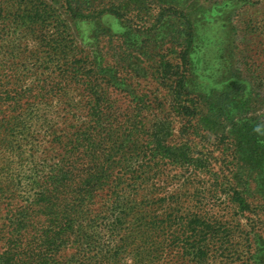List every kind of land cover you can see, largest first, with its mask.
<instances>
[{"label": "rangeland", "instance_id": "obj_1", "mask_svg": "<svg viewBox=\"0 0 264 264\" xmlns=\"http://www.w3.org/2000/svg\"><path fill=\"white\" fill-rule=\"evenodd\" d=\"M154 1L113 0L120 16L90 19L58 9V34L39 0H0V228L15 206L13 224L26 226L32 196L68 170L66 152L91 168L127 127L117 197L99 192L75 236L58 235L68 249L54 264H264V0ZM156 6L188 25L169 13L151 27ZM221 95L230 117L260 130L239 154L229 126L201 121ZM94 119L102 149L90 161L74 139Z\"/></svg>", "mask_w": 264, "mask_h": 264}, {"label": "trees", "instance_id": "obj_2", "mask_svg": "<svg viewBox=\"0 0 264 264\" xmlns=\"http://www.w3.org/2000/svg\"><path fill=\"white\" fill-rule=\"evenodd\" d=\"M42 4L38 6L39 15L46 16L48 12L53 11L55 14V31L58 34H62L65 31L64 23L61 21V16L58 13V9L62 10L63 14H72L78 19H90L96 16H101L105 13H111L115 16H120L121 6L110 1L109 7L107 8L104 3V7H95L90 4V0H39ZM49 1V3H48ZM103 2V0H100ZM129 5H135V2L139 0H128ZM154 1V0H150ZM155 2V1H154ZM86 4V5H84ZM154 4V3H151ZM84 5V6H83ZM151 6V5H150ZM142 8V7H141ZM155 11L154 15H149L152 19L150 26H156L158 22L166 14H178V17L188 25L189 21L180 14L179 11L171 7H160ZM176 13V14H175ZM177 16V15H176ZM148 28V27H147ZM179 36L183 34V31L179 32ZM189 41V37H187ZM190 42V41H189ZM188 43V42H187ZM185 44L186 47L190 46ZM185 47V48H186ZM187 49L184 53L186 54ZM184 54V55H185ZM186 57L184 56L183 59ZM184 61V60H183ZM182 81H179L180 86ZM210 95H208L209 97ZM230 96L228 99L229 100ZM219 105L218 115H213L204 121L206 124L212 122L214 125L228 128L229 133H234L233 140L235 147L241 149L243 145V139L247 137L249 140L254 138L257 139V135L260 134L259 129H253L256 126L250 125L247 121H243L240 115H230V108L235 107L234 103H223V95L215 101V106ZM212 120V121H210ZM93 124L90 126L92 130L89 132L79 133L75 136L74 142H76L82 149L90 155V161H93L96 156V151L102 149V143L97 141L99 132L97 130L98 119L92 120ZM91 121V122H92ZM204 124V125H206ZM254 130V136L250 132ZM129 128L122 127L118 131L113 132V136H122V140L118 141V138L108 139L109 141V152L103 155V159L97 162L94 161L91 168H87L86 165L82 164L80 160L69 159L71 154L66 152L68 170L61 178L55 174L47 177L42 190L35 193L27 204L28 209L26 211V217L28 221L25 225L18 226L13 224L15 216L18 214L19 209L15 207L8 208L5 214L6 222L0 228V264H54L57 253L61 252V248L64 251L68 249L66 241L72 235L75 236V230L78 225L75 223L83 218L82 213L94 210L98 205L99 192H106L113 198L117 197L118 185L116 182L121 181V176L118 174L121 172V167L124 160L127 158L124 145L131 137ZM248 133L243 135V133ZM106 135H111L109 132ZM227 135V134H222ZM252 137V138H251ZM109 138V137H107ZM119 142V143H118ZM162 149V152L171 155L169 146L157 147ZM69 150L73 151V146L68 147ZM244 156V155H243ZM175 161V159H174ZM176 162V161H175ZM16 194L15 190L12 191ZM7 197L9 199L5 206L9 207L13 205L17 199L15 195ZM18 198L22 196L18 195ZM6 199V200H7ZM233 202H238L242 207H245V200L241 199L240 193L234 191ZM19 203V202H18ZM76 220V221H75ZM62 234L67 239L64 242L63 238H58V235ZM72 243H76L73 241Z\"/></svg>", "mask_w": 264, "mask_h": 264}]
</instances>
